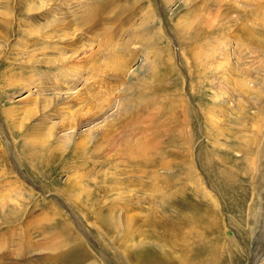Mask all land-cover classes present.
Instances as JSON below:
<instances>
[{"label": "rangeland", "instance_id": "374dc122", "mask_svg": "<svg viewBox=\"0 0 264 264\" xmlns=\"http://www.w3.org/2000/svg\"><path fill=\"white\" fill-rule=\"evenodd\" d=\"M37 1L12 0L2 14L0 0V243L7 252L36 250L13 262L86 264L46 258L53 243L67 254L77 236L104 264H192L189 254L193 264H264V0H78L81 8L59 0L63 13L55 16L43 15ZM145 26L159 35H146ZM98 70L105 101L93 102L116 120L112 133L102 141L67 133L57 159L30 131L29 157L18 135L17 158L2 108L16 109L27 130L44 112L66 126L58 101L29 118L25 109L60 96L55 80L68 93L86 91ZM32 83L47 89L29 90ZM11 170L35 197L18 196V212L10 211L16 195L4 178ZM111 206L120 219L131 215V242L124 228L99 222ZM51 207L72 225L69 244L51 228L62 220L46 216ZM190 220L184 250L178 230Z\"/></svg>", "mask_w": 264, "mask_h": 264}, {"label": "bare ground", "instance_id": "6f19581e", "mask_svg": "<svg viewBox=\"0 0 264 264\" xmlns=\"http://www.w3.org/2000/svg\"><path fill=\"white\" fill-rule=\"evenodd\" d=\"M49 1L52 2L51 3V6H49ZM196 1H198V0H196ZM163 2L165 4V6H166V3L168 1L167 0H163ZM205 2H207V1H205ZM11 3H12V0H4V4L2 6V8L4 9V11H1L2 14H5L6 13V11L9 9L8 8L9 7V4H11ZM36 3L38 4V7L36 9L39 8L41 10H44V14L43 15H46V14H50L51 13L53 16H55V14L58 13V12H59V14L63 13L62 3L59 0H43V1H37ZM200 3H197V4H200ZM78 4H80V8H81L82 7V2L77 0V2L75 4L76 8L77 7L79 8V5ZM18 5H19L18 7H22L23 6V3L20 2ZM85 6L83 7V12L85 14H89V11H88V9ZM22 8H20V10L18 11V12H20V14L23 12ZM198 8L201 9V6H199ZM31 10H33V8L32 9H29V8L26 9V11H28V12L31 11ZM79 11H81V10H79ZM2 16H4V15H2ZM10 16H13L12 13L10 14ZM59 19H61L63 21L64 18L61 17V16H59ZM177 27L178 26L176 25L175 28H177ZM62 29H63V27H60V30H62ZM152 29H153V27L152 28H149V27H146L145 26L144 33L146 35H149L150 32H151V34H152L153 31H154ZM63 32H65V30H63ZM155 33H157L159 35L160 32L159 33L158 32H155ZM158 35H157V37H159ZM66 48H67V46H65V49ZM113 57H116V55L115 56L113 55ZM60 71H56L57 73H56L55 76L58 77V78H60L61 73L63 72L62 70H60ZM69 77H71V76L69 75ZM69 77L67 76L66 77V80L70 79ZM98 80H100V83L103 82V81H101L102 78H101V75L99 73V70L97 72H95L93 76L90 77V82H89V84L87 86L86 91H83V89L81 87L80 88L77 87L71 93H68L66 91V90L69 89V87L66 86V85H65L66 87H64V85L62 84V82H63L62 79H60L58 81L55 80V84L56 85H59L60 88H64V90H65V91H62V92L59 93L60 96H58L56 94L57 96L54 97L56 99H52L50 97L44 96L41 99V101L43 103H41L42 105L39 106V109H35L37 106L35 108L34 107H31L29 109H25L26 111L24 112V115L29 118L30 116H32V117L33 116H36L38 113H40L41 110H42V112H44L48 108L50 102L55 103V101H58V102H60V105H59V108L56 109L55 113H58V112L61 113V115H58V116H62V114L65 113V112H66L65 114L69 113V117L68 118H70V120H68V118L66 119V122H65V125L66 126H61V125H58L57 126L56 123H54V121H50V118L52 117V114L53 113L44 112V113H42L43 115H40L42 117H38L37 122L35 123V125H33L32 128L30 127L29 130H27L26 129L27 127L25 128L24 124L21 123V121H20L21 116L20 117H15V110L16 109H14V108H8V107H5L4 108L3 107L2 108V114H3V118H4L3 121L5 122V124L7 126V129H8L9 135H10V139H11V142H12V144L14 146V151H15V154H16L17 158H19V152L16 151V145H18V140H17V136L18 135H23L21 145L24 148V150L26 151V154H25V155H27L26 157H29L28 148H30L33 144L31 142H28V140H27V138L25 136L30 131H31V133L34 132V134H36V137L37 138H40V139H43V140H46L47 141V144H48V149L47 150L48 151L46 152V156L51 157V154H52V155L55 156V158L57 157V152L56 151L58 149H62V147L65 146L66 145V142L70 139V136L67 135V133L69 134V133L72 132L73 134H75V136H77L79 138H86V137H88V138L91 139V138H94L95 136H97V141L105 140L106 137L109 136L110 132L112 133V131H113L112 125L114 124V121H116V120H114V118H108L107 116H103V110H102L103 108L101 109L102 111L100 112L99 109L101 107L99 108L98 106H96L99 103L95 104L96 102L95 103L93 102L96 99L99 102H102V100H104L103 99V95L104 94L102 93L103 92L102 91V87L101 86H98V83H99ZM32 84H33V86H31L29 88V90L30 89L32 90L33 88H37V89H40V90H46L47 89L45 85H43V87L39 88V87H37V84H34V83H32ZM81 84L84 85V83H81ZM109 95L111 96L112 95V92H109ZM45 100H47L48 103L45 102ZM108 101L109 100H107L106 102H108ZM127 104H130V103H127ZM120 109H121L120 111H122V109L125 110L127 108L124 105H122L120 107ZM47 111H48V109H47ZM93 121H95V123L92 124L90 127H87V128H84V129L82 128L81 129V127L84 124H87L88 122H93ZM64 127L69 128L68 132L67 131H65V132L63 131L62 133H59L58 129H61V128H64ZM50 138L55 139L59 143L56 146L52 147L49 144ZM3 142H4V140L0 138V145L3 146ZM57 146H58V148H57ZM53 151L55 153H53ZM4 155H5V152H4ZM64 157L62 155H60L59 157H57V159H62ZM21 165L23 166V163H21ZM8 174H9L8 176L5 175L6 177H4L6 179L5 181H6L7 186H8L7 189H9L13 194L16 195V197H15L16 200H14L12 202V204L10 205V211L11 212H18L19 211V207H21V205H22V203H21L20 199L18 198V196H22V198L24 200H26L27 202H30L32 199H35V197H33L34 194L30 191V189L28 187H26L17 178V176L14 173H12V170ZM98 189H100V191H101L104 188L101 186V187H98ZM128 206H129V204H127V207ZM111 207H112V209H111ZM111 207L108 209L109 210V213H107L105 217H99V222L102 223L103 226H106L108 230H112V231H115L116 228H118V229L119 228H122V229L124 228L125 229V239L128 242H131V240H129L131 238L130 235H131V227H132L131 226V215H127V216L121 217V219H120V217L115 213V210L116 209L114 210V207L113 206H111ZM47 211L48 212H46L47 213L46 216L49 217V219L51 221H53L54 214H56V215H58V217L62 218L61 222H57V221L55 222V221H53L51 228L52 229L55 228L56 230H54L55 231L54 233L63 242L69 244L70 242H68V240H67V238H68L67 237L68 232H66V231L68 230L69 233L72 232L71 231L72 225L68 221V217L65 216L63 213H57L59 210L56 209V208H52L51 207V210H47ZM1 221H3V223H6L5 217L3 215L0 216V222ZM119 221H123V223H121ZM192 221L193 220H190V221L187 222L188 225H189V228L188 229L183 230V228L181 227V229L178 230V231H182L184 233V235H183V237H185V241H184V244H183L184 245V248H183L184 250H188L187 249L188 248V245H189V242H188L189 236L188 235L191 234V230L190 229H192V226H191L192 223H193ZM7 224H9V223H7ZM132 231H133V229H132ZM63 234H64V236H63ZM74 234H76V233H74ZM196 235L199 236L198 234H196ZM62 238H64V239H62ZM190 238H194V235H192V237H190ZM74 240H75V245H73L72 248L69 249L70 250L69 252L67 251L68 252L67 253L68 255L65 254V252L55 251L54 249H56L57 247H61V246H60L59 243L55 244V246H54V243H53L52 244L53 246H52V248H50V250L52 249V251H54V253L51 254V256L47 255L46 258L48 260H52V259H55V258L58 259V260L59 259L65 260L66 258H70L71 260H69V261H74L78 257L79 259H82V261H84V263H86V264H98V263L99 264H104V261H103V258L104 257H102L101 254H98L97 252H95L92 249H89L88 250L86 248L88 245H86V243L83 242L84 240L83 241L80 240L77 236H74ZM98 240L101 243L102 242L101 240H103V239L98 238ZM0 244H1L0 245V264L2 263V260L3 259L12 258L11 257L12 255H14V258H12L11 262L9 261L8 264H23V263L13 262V259H16V257H21V255H22L23 252H24L25 255H27L29 253H33V252L36 251L34 249H23L22 247H20L19 250H16V248H11V250H10L11 252H7V246H6L7 244H2V243H0ZM102 246H103V243H102ZM6 256H8L9 258H6ZM92 256H97L98 258H100V262L97 263L95 260L92 259ZM189 257H190L189 260L192 261L191 263L193 264L194 260H193V258H191L190 254L188 255L187 258H189ZM98 258H97V260H98ZM184 258H185V256H184ZM29 260L32 261V262H34L33 259H30L29 258ZM42 261H44V259ZM152 262H155V259H153ZM5 264H7V263H5ZM25 264H31V263L27 260L25 262ZM41 264H45V263H41ZM47 264H49V263H47ZM148 264H150V263H148ZM157 264H170V263H169V261L167 259L166 260L165 259H160V260H158ZM172 264H177V262H175V263L172 262Z\"/></svg>", "mask_w": 264, "mask_h": 264}, {"label": "water", "instance_id": "95a60500", "mask_svg": "<svg viewBox=\"0 0 264 264\" xmlns=\"http://www.w3.org/2000/svg\"><path fill=\"white\" fill-rule=\"evenodd\" d=\"M251 264V263H250Z\"/></svg>", "mask_w": 264, "mask_h": 264}]
</instances>
